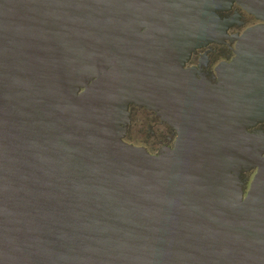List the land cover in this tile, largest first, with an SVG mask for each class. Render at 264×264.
<instances>
[{"label":"water","instance_id":"1","mask_svg":"<svg viewBox=\"0 0 264 264\" xmlns=\"http://www.w3.org/2000/svg\"><path fill=\"white\" fill-rule=\"evenodd\" d=\"M231 1L264 10L0 0V264H264V133L248 132L264 94L242 78L264 81V56L240 51L235 91L209 98L183 67ZM132 104L176 129L174 148L123 140Z\"/></svg>","mask_w":264,"mask_h":264},{"label":"flooded vegetation","instance_id":"2","mask_svg":"<svg viewBox=\"0 0 264 264\" xmlns=\"http://www.w3.org/2000/svg\"><path fill=\"white\" fill-rule=\"evenodd\" d=\"M216 16V29H226L224 34L214 36L213 40L198 43L183 66L184 69L193 71V79L199 84L203 98L224 93L225 89L228 95L233 94L236 86L233 75L234 61L240 51L247 58L254 57L255 54L264 56V40H238L250 28L260 27L264 31V10L256 15L236 1H231L216 11ZM252 44H256L257 48ZM254 76L255 73L250 72L242 74V78L246 80V88L243 87V91L264 94V81L256 80ZM129 113L130 120L123 138L125 142L144 147L151 155L174 148L178 133L173 126L162 120L157 110L132 104ZM248 132L264 133V121L251 126ZM254 172L255 170H251L240 176L244 194L249 189Z\"/></svg>","mask_w":264,"mask_h":264}]
</instances>
